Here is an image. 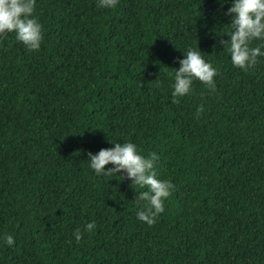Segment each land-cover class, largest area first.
I'll return each mask as SVG.
<instances>
[{"label":"trees","instance_id":"trees-1","mask_svg":"<svg viewBox=\"0 0 264 264\" xmlns=\"http://www.w3.org/2000/svg\"><path fill=\"white\" fill-rule=\"evenodd\" d=\"M229 2L34 0L39 49L0 35V264H264V57L231 64ZM188 48L213 86L173 102ZM111 141L173 185L151 225L145 189L88 167Z\"/></svg>","mask_w":264,"mask_h":264},{"label":"clouds","instance_id":"clouds-1","mask_svg":"<svg viewBox=\"0 0 264 264\" xmlns=\"http://www.w3.org/2000/svg\"><path fill=\"white\" fill-rule=\"evenodd\" d=\"M117 0H98L97 6L111 9ZM222 5L224 0H219ZM34 0H0V35L14 33L15 39L26 48L38 50L42 39L41 25L33 12ZM224 14L229 16L228 30L223 32L227 39L222 40L225 50L229 53L233 66L247 70L257 62V57H264V0H230ZM259 41L252 46V42ZM179 66L173 68L171 97L175 98L189 93L194 79L212 87V77L216 69L210 65L196 48H188L178 60ZM200 106L197 107V113ZM88 167L97 175H108L123 170L131 184L141 189L136 199L144 202L135 215L140 221L151 225L158 213L163 211V198H166L173 188L166 179L156 178L152 170L153 154L143 156L133 142H112L111 147H102L95 153L87 154ZM111 164L108 169L105 164ZM120 178L121 177L120 175ZM85 230L94 227L89 221ZM79 230L74 236L79 240ZM6 245H13V236L3 237Z\"/></svg>","mask_w":264,"mask_h":264}]
</instances>
